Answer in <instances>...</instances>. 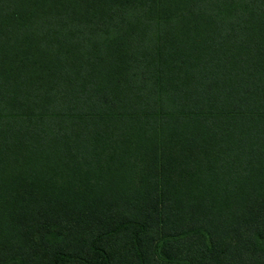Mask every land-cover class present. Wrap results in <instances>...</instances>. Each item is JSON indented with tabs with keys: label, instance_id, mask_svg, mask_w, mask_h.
Here are the masks:
<instances>
[{
	"label": "trees",
	"instance_id": "obj_1",
	"mask_svg": "<svg viewBox=\"0 0 264 264\" xmlns=\"http://www.w3.org/2000/svg\"><path fill=\"white\" fill-rule=\"evenodd\" d=\"M0 264H264V0H0Z\"/></svg>",
	"mask_w": 264,
	"mask_h": 264
}]
</instances>
